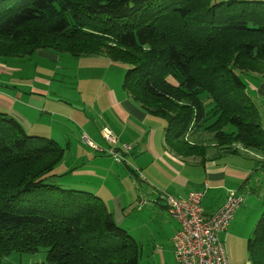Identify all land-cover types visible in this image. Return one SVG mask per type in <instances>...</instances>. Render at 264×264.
<instances>
[{"label": "trees", "instance_id": "1", "mask_svg": "<svg viewBox=\"0 0 264 264\" xmlns=\"http://www.w3.org/2000/svg\"><path fill=\"white\" fill-rule=\"evenodd\" d=\"M37 50L128 66L123 90L165 122L164 145L177 155L206 151L187 143L191 129L223 154L264 152L244 78L264 76V0H0V58ZM63 154L0 113V264L40 249L46 264H139L138 244L101 199L45 183ZM247 251L264 264V212Z\"/></svg>", "mask_w": 264, "mask_h": 264}, {"label": "crops", "instance_id": "2", "mask_svg": "<svg viewBox=\"0 0 264 264\" xmlns=\"http://www.w3.org/2000/svg\"><path fill=\"white\" fill-rule=\"evenodd\" d=\"M35 54L53 61L62 53L37 50L33 55ZM75 60L76 90L73 92L68 91L63 80L56 79L62 71L60 67L55 68L50 78H35L36 82L26 86L28 90L19 91L17 88L21 86L16 88L11 85L15 92L14 97L3 92L9 89L8 85L13 80H0V113L13 118L24 131L26 127L31 128L30 132L40 133L42 137L59 145L65 141L66 146L63 147L69 145L70 138H75L76 131L73 126L76 130L84 131L101 148L105 144L103 130H108L117 140L114 150L121 153L129 163L125 166L134 186L146 187L145 190L140 189L142 194L137 198L138 204L155 210L162 209L166 212L159 191L175 198H185L190 192L201 190L207 185L208 190L202 206L206 214H212L222 205L228 193L236 192L242 196L244 203V198L253 195L255 188L264 186V152L238 147L235 153L223 154L215 147L210 133L202 129H191L185 138L187 143L201 145L206 151L200 152V155H177L164 145L165 122L141 110L123 90L122 80L121 86L119 82L106 80L110 69L114 66L118 68V64L111 62L106 56H81ZM244 78L247 91L258 107L264 130V76L249 75ZM54 83L64 87L65 90H58L67 99L60 98L56 89L51 91ZM100 99L103 105L98 108ZM71 102L76 104L77 109L74 107L69 113L59 112L62 107L70 106ZM85 107L96 109V112L82 113L81 109ZM122 146H128L129 149H123ZM104 164L106 168L102 167ZM112 168L110 158H105L83 143L76 142L78 191L89 192L103 203L104 195L109 199L117 197L114 192L115 177L118 174ZM139 173L146 178V182L139 181ZM138 181L142 185L138 186ZM103 190H107V194ZM158 254L160 259H157V264H168L162 252H155V256Z\"/></svg>", "mask_w": 264, "mask_h": 264}, {"label": "rangeland", "instance_id": "3", "mask_svg": "<svg viewBox=\"0 0 264 264\" xmlns=\"http://www.w3.org/2000/svg\"><path fill=\"white\" fill-rule=\"evenodd\" d=\"M215 1L221 2L226 0ZM75 59L76 58L71 57V55L67 53L59 54L58 58L53 61L43 59L39 56H36V54L26 58H0V80L2 82L13 80V83H10L8 85L9 89L3 92L10 97H14L15 92L12 91L13 86H16V88L17 86H21V88H17L19 91L28 90L26 86L36 82L35 78H50L51 75L54 74L56 67L62 68V71L59 72L60 76H56V79L63 80L64 85L68 89V91L73 92L76 90ZM117 67L118 68L114 66L112 69H110L106 80L119 82L121 86V80L123 81V77L126 70L128 69V66L118 64ZM58 88L64 89L63 86H57V84L54 83L51 87V91L54 92V90L56 89L60 98H66L65 95L60 93ZM71 96L73 97L74 94ZM50 97L54 99L53 96ZM102 105L103 104L101 103L100 99L97 107H102ZM74 107H76V104L74 102H71L70 106L62 107L59 112L69 113ZM81 110L82 113L96 112V109L94 110L88 107H85ZM73 127L76 131L75 138L69 139V145H67V147H63V145L66 146L65 141L62 144L60 143V146H62L64 150L63 158L57 164V166H55L53 170L54 176L48 179L45 183L66 190H77L76 188H78V184L76 183V142H81L88 148L95 151L97 154L103 155L105 158H110V162L113 164L112 171L117 172L118 174V177H115L116 188L114 192L115 194H117V197L109 199V197L104 195V204L106 205L107 210L113 214V222L116 224V226L127 231L138 244L139 264H157V259H160L159 254L155 256V252L157 251L162 252V256L164 257V259L166 258L168 264H177L173 255L171 244V238L175 233L177 223L176 221L171 219L168 214L162 209L155 210L138 204L137 198L139 194H142L140 189L142 188L143 190H145L146 187L142 186L140 188L134 186V183L129 176L130 174L128 175L125 166V164L129 163L121 153L117 152L122 157V161L120 163H116V161L110 155H107L110 149L114 150V146L117 144V140L116 144L112 147H110L108 142H106L105 140V144L101 148V145H98L96 141L83 133L84 131H80L79 129L76 130V127ZM26 128L25 132L27 135L42 137L40 133L30 132L29 130H31V128ZM84 138H86L89 142H85ZM114 138L116 139V137ZM125 147L129 149L128 146H122L123 149H125ZM77 152H79V149L77 150ZM102 167L106 168V164H104ZM145 179L146 178H144V176L139 173V181L144 182ZM139 181L138 186L142 185V182ZM106 187H110L108 183H106ZM261 187L255 188V192L253 195L250 194V196L247 195L244 198L243 205L234 215L233 221L230 223L227 231L224 235H221L220 240L223 243L228 264H250L247 251V242L252 236L257 221L259 220L261 214L264 212V186ZM152 190L153 189H151L150 192H152ZM103 193L107 194V190H103ZM3 263L46 264V252L44 249H40L38 250V252L31 254L12 253L3 260Z\"/></svg>", "mask_w": 264, "mask_h": 264}, {"label": "built area", "instance_id": "4", "mask_svg": "<svg viewBox=\"0 0 264 264\" xmlns=\"http://www.w3.org/2000/svg\"><path fill=\"white\" fill-rule=\"evenodd\" d=\"M103 138L112 147L114 136L106 129ZM85 142H89L84 138ZM128 150L127 147H125ZM108 154L120 163V154L110 149ZM208 190L190 192L185 198H175L160 192L168 216L175 220L178 228L171 238L172 251L177 264H228L220 235L225 233L235 213L243 204L242 196L230 192L222 205L212 214L204 212L202 201Z\"/></svg>", "mask_w": 264, "mask_h": 264}]
</instances>
